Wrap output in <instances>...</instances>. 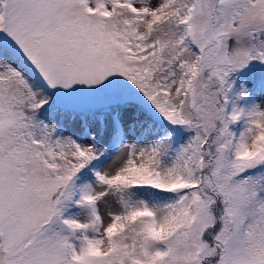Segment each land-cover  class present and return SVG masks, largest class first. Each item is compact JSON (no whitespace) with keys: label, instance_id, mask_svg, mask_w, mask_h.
I'll return each instance as SVG.
<instances>
[{"label":"snow or ice","instance_id":"1","mask_svg":"<svg viewBox=\"0 0 264 264\" xmlns=\"http://www.w3.org/2000/svg\"><path fill=\"white\" fill-rule=\"evenodd\" d=\"M0 264H264V0H0Z\"/></svg>","mask_w":264,"mask_h":264}]
</instances>
